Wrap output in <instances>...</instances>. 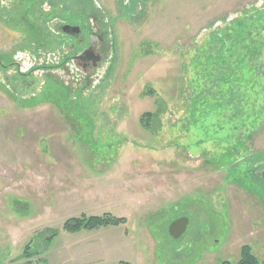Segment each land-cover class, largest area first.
Returning a JSON list of instances; mask_svg holds the SVG:
<instances>
[{"label": "rangeland", "instance_id": "374dc122", "mask_svg": "<svg viewBox=\"0 0 264 264\" xmlns=\"http://www.w3.org/2000/svg\"><path fill=\"white\" fill-rule=\"evenodd\" d=\"M53 18L83 25L99 63L109 33L102 74L10 87L4 66L39 42L81 48ZM263 171L264 0H0V264L94 239L110 245L89 264H221L244 244L264 260ZM105 213L127 223L63 228Z\"/></svg>", "mask_w": 264, "mask_h": 264}, {"label": "flooded vegetation", "instance_id": "af4514ba", "mask_svg": "<svg viewBox=\"0 0 264 264\" xmlns=\"http://www.w3.org/2000/svg\"><path fill=\"white\" fill-rule=\"evenodd\" d=\"M58 19L53 18L50 21L51 23L48 24V28L61 35L66 34L71 37H76L80 41L79 47L81 46V48L79 50L75 49L74 53H72L70 49L68 50L67 45L64 44L62 48H58L55 51L52 49L54 52H48L44 48V44L39 42L37 48L35 47L36 51L34 56L29 53V55L13 59L4 66V68H8V73L13 76L12 79L9 78L7 80L10 87H14L22 92L23 89L26 90L30 86H34L36 81L33 79L21 80V76L29 77L31 75L38 76L39 74L45 78L51 77L52 79V77H56L65 80L68 84L72 83L76 85L78 83L86 87L92 83L91 78L97 75L95 78L97 80L102 74L103 68H105L104 66L108 63L105 52L108 51L112 43L108 40L109 33L107 35L102 31L99 33V38L101 39L95 47L97 51L99 50L98 52L104 54L102 63H99L101 55L95 54L94 47L90 43V38L85 36V27L78 23L61 22V19ZM86 37L88 38L87 43ZM90 69H92V73H89ZM260 175H262L261 172Z\"/></svg>", "mask_w": 264, "mask_h": 264}, {"label": "trees", "instance_id": "16d2710c", "mask_svg": "<svg viewBox=\"0 0 264 264\" xmlns=\"http://www.w3.org/2000/svg\"><path fill=\"white\" fill-rule=\"evenodd\" d=\"M147 94L149 95H155L154 91L150 88L147 91ZM159 104V103H158ZM162 109L159 104L158 109L155 112L146 111V113H143L141 116V122L145 128H150L152 120L158 117L159 113H161ZM63 228L68 232H76V231H82V229L86 230H93L100 227L105 226H115L116 225H122L127 223L125 217H119L114 216L111 213H105L102 216L93 215V216H87V215H81V217H71L70 219L66 220L64 222ZM58 232L56 230H53L50 237L47 238V241L49 239L54 238L57 236ZM240 257L236 262H230L228 260H222L221 264H264V260H261L252 250V247L248 244H244L240 248ZM28 255H32L30 251V245L28 244L26 246L25 251V257ZM29 257V256H28ZM118 264H128L127 262L120 261Z\"/></svg>", "mask_w": 264, "mask_h": 264}, {"label": "crops", "instance_id": "0c3cea01", "mask_svg": "<svg viewBox=\"0 0 264 264\" xmlns=\"http://www.w3.org/2000/svg\"><path fill=\"white\" fill-rule=\"evenodd\" d=\"M118 227H120V225L116 227L105 226L96 229L99 230L105 228H118ZM72 233H81V231H76ZM109 245L110 244H108L107 242L100 243L99 241H96L94 239V242L92 241L89 242L88 244L83 243L77 250H75L72 247L69 249L60 248L54 255V258L56 259L55 262H57L56 264H89L92 263L93 260L99 259V257H101L103 250L106 249ZM42 257H43V261H41L42 262L41 264H48V258H46L45 254H42ZM22 260L26 264L25 258L16 260L15 257L12 258L10 264H17V263L22 264Z\"/></svg>", "mask_w": 264, "mask_h": 264}, {"label": "water", "instance_id": "95a60500", "mask_svg": "<svg viewBox=\"0 0 264 264\" xmlns=\"http://www.w3.org/2000/svg\"><path fill=\"white\" fill-rule=\"evenodd\" d=\"M264 178V172L261 173ZM189 224V218L185 217H179L178 219L174 220V222H172L169 225V233L170 235L174 238H179L181 237L183 234H185L186 230H187V226Z\"/></svg>", "mask_w": 264, "mask_h": 264}]
</instances>
